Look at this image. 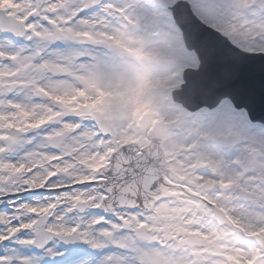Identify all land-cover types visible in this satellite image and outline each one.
Here are the masks:
<instances>
[{
	"label": "snow or ice",
	"instance_id": "6c2138e0",
	"mask_svg": "<svg viewBox=\"0 0 264 264\" xmlns=\"http://www.w3.org/2000/svg\"><path fill=\"white\" fill-rule=\"evenodd\" d=\"M258 98L264 0H0V264H264Z\"/></svg>",
	"mask_w": 264,
	"mask_h": 264
},
{
	"label": "water",
	"instance_id": "95a60500",
	"mask_svg": "<svg viewBox=\"0 0 264 264\" xmlns=\"http://www.w3.org/2000/svg\"><path fill=\"white\" fill-rule=\"evenodd\" d=\"M256 78H257V82H258L259 78H260V74H259L258 70L256 71ZM262 111H264V103H261V101L258 98L257 104H256V112H257V114H259Z\"/></svg>",
	"mask_w": 264,
	"mask_h": 264
}]
</instances>
